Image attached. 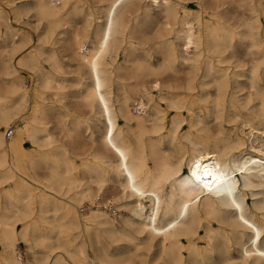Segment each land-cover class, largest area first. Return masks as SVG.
Listing matches in <instances>:
<instances>
[{
  "label": "bare ground",
  "instance_id": "1",
  "mask_svg": "<svg viewBox=\"0 0 264 264\" xmlns=\"http://www.w3.org/2000/svg\"><path fill=\"white\" fill-rule=\"evenodd\" d=\"M105 1L103 20L94 25L91 12H84L83 4L71 0H31L12 8L15 18L33 11L45 27L38 35L45 42L53 35H57L56 42L61 41L65 31L82 20L83 29H73L71 39L77 68L87 74V80H77L78 98L102 130L97 135L99 151L88 154L94 165L82 163L87 168L83 177L75 180L71 174L74 161L52 153L42 158L48 171L41 179L44 183L37 187L34 157L22 161V173L8 159L9 154L14 157L23 151L22 133L15 130L6 141L0 130V185L11 183L2 189L0 264H23L15 252L14 224L30 217L33 204L38 206V214L33 222L23 225L20 235H43L47 228L53 243L43 245L44 239H34L30 248L58 249L67 256L66 260L56 254L51 264H264V0H196L194 10L186 0H145L144 5V0ZM0 21L5 26L0 43V123L6 126L21 110L27 91L10 63L17 33L11 31L1 8ZM153 22L160 26L155 33L161 55L157 63L148 51L132 56L137 49L134 44L122 52L127 34H140L144 40ZM92 31L94 40L89 38ZM24 40L23 36L19 42ZM238 48L243 49L249 64L229 77L224 66L230 57L226 53L233 56ZM121 52L123 59L118 63ZM181 71L188 78L187 92L180 97L171 93V82L173 74ZM198 75L200 89L193 95ZM48 80L46 76L38 85L45 88ZM162 87L165 93H161ZM152 89L160 93L159 100L169 109L179 111L181 117L189 115L184 141L176 139L183 121L179 114L171 116L165 134L146 138L148 131L157 134L167 127L165 112L153 100ZM242 90L241 99L237 94ZM202 109L205 117L214 115L216 127L206 126L199 116ZM49 110L40 111L35 103L28 121H23V127H28L23 136L33 145L38 133L45 134L46 144L51 140L48 117L64 132H71L60 107ZM236 120L247 126L241 128H247L250 136L258 134L257 139L254 134L256 145L251 142L247 146L237 127H224ZM81 123L77 120L76 127ZM201 123L204 127H197ZM93 134L90 138L96 142ZM165 141L173 145L171 154L156 150ZM81 183L85 188L75 191L71 202L62 204L59 196ZM109 184L118 192L101 201L99 195ZM84 198L90 207L77 210L73 202ZM50 203L53 217L47 223L44 211ZM115 203L127 211L125 217L114 219L107 213H115ZM47 258L46 253L33 256L30 264H48Z\"/></svg>",
  "mask_w": 264,
  "mask_h": 264
},
{
  "label": "rangeland",
  "instance_id": "2",
  "mask_svg": "<svg viewBox=\"0 0 264 264\" xmlns=\"http://www.w3.org/2000/svg\"><path fill=\"white\" fill-rule=\"evenodd\" d=\"M29 2H31V0H25V1L24 0H22V1L21 0H14L15 4L13 3V5L12 4L8 5L6 3H3L2 0H0V8H1L8 24H10V26H11L10 27L11 31L14 30V32L17 33L15 35V37H17V39L14 40V42H15L14 50L11 49V51H10V56H11L10 57V63L12 64V66L14 65L13 67L15 68V70H17L16 75L20 77L21 83L23 84V86L26 88V91H27V95H26L27 100L22 105V108L19 111V113L16 116H14L13 118H11L8 121V124L6 126L0 123V130L5 133L4 137H5L6 141H9V139L14 136L15 130H19L22 133V140L21 141H22L23 151L14 155V157H16V159H14L12 154L11 155L9 154L8 159H9V162H13V164L16 166L17 171L19 173H22V170L25 166L23 164V162L28 158L34 157L38 163L36 166L37 176H34V182H35L34 187H37L38 185L44 183L43 180H41V179L46 176L47 171H48V169H46V167H45L47 165L44 164L42 158H43V156H49L52 153H57V154L62 153L66 157H68L70 160L75 162V163L74 162L72 163L73 169L71 170L72 177L75 180L80 178V177H83L85 175L84 171H85V169H87L82 164L83 161L85 160L90 165H94V162L91 160V157L88 156V154L92 153V152L94 153L96 150L99 151L100 144H99V136H97V135H100L102 127H101V124H99V122L97 123V121L95 120V116L93 115L92 112H90L89 108L87 106H84L81 103L80 99L78 98V95H79L78 91L80 88L77 85V80L79 77L87 80V76H86L87 74H86V71L84 69L79 70L77 68V63L75 62V60L73 59V56H72L73 50H74V45H73L71 39H72L73 29L76 28L79 31L83 29V24H81L82 20L81 19L78 20L75 28H73L69 31L68 30L65 31L66 36L63 37L61 39V41H59L61 44H59V42H56L57 35H53L52 39L47 41V42L40 41L39 36L42 32H44L45 27H44L43 23L37 22V19L34 16L33 11L30 10V11L23 12L19 18H15L13 13H12L13 6H19V5L21 6V5L27 4ZM79 2H80V4H83L84 12H87V13L91 12L90 18H92V25L103 20V17H102L103 12L105 10V6L107 5V2L105 0H71V3H77L78 4ZM186 2L188 3V7L190 9H192V10L196 9L195 8L196 0H186ZM145 3H146V1L144 0L142 2V5H144ZM57 6H60V5L58 4ZM236 12L239 13V11H236ZM23 16H25V17H23ZM0 22L2 23V24L0 23V43H1V40H3L5 38L2 34L5 30V26H4V23L2 21H0ZM4 22H6V21H4ZM150 26H151V29L149 28L150 34H148L146 36V38L144 39L145 41L142 40V38H140L141 37L140 34H134V35H132V37H129L127 34L126 42L124 43V45L122 47V52L125 49H129V47L132 44H134V46L137 45L136 46L137 49L134 51L132 56L142 54L143 50L146 52L148 51L147 53H149L150 59L153 62L155 61L157 63V61L160 60L161 55H160V48H159V44H158L159 40L155 39V33L159 31L160 26L158 24H156V22H153V24H150ZM23 36L26 38V41L24 40V42L21 43L19 41ZM89 36H90L89 37L90 40H94L93 31L89 34ZM69 37H70V39H69ZM19 43H21V45ZM35 47L37 50L35 49ZM152 48H153V50H152ZM154 50H155V52H154ZM122 52L119 54V56L117 58L118 63H121V61L123 59ZM157 52H158L159 56H158ZM48 53H49V55H48ZM52 55H53V57H51ZM45 56H47V57H45ZM226 56H228V57L230 56L228 58V60L226 61L227 63L226 62L224 63V66L227 65L226 67H227V73L229 74V77H231V75L234 71L240 70V69H245L248 67L249 63H247L248 60L245 57V54H244V51L242 48L236 49L233 56L230 55V52L228 51L226 53ZM242 56L244 57V59L241 58ZM44 59L45 60L48 59L49 61L48 60L45 61ZM240 60L244 61L243 65H242ZM245 61H246V63H245ZM238 62H240L241 64ZM234 66H235V68H234ZM46 76L49 77L48 81L50 82V84L45 88L40 87L38 85L40 80L43 82V80H45ZM173 76H174L173 78L175 80H172L174 82H171L173 87H174L171 90V93L173 92L174 94L180 95V97H181V96H183L184 93L187 92L186 89L184 88V86H185V82L187 81L188 76L186 75V73L184 71L173 74ZM182 78H183V80H182ZM63 80H65V81H63ZM241 80H242V82H245L244 78H241ZM200 81H201V79H200L199 75L194 78V90L191 91V93L193 92L192 93L193 95L196 94L198 92V90L200 89V87H199ZM74 84H76L77 86ZM75 90H77V91L75 92ZM166 91L167 90L165 87L161 88V93H165ZM72 92H74V93H72ZM178 92H179V94H178ZM113 93H114V95H117V91L115 89H114ZM244 93H245V90H242V91L238 92L237 95H239L240 98L242 99V97L244 96L243 95ZM159 94L160 93L158 91H156L155 89L151 90V95L153 97V100L155 102H157L165 112L164 122H165V125L167 127H162V130L157 134H151L148 131L146 133V138L165 134L166 130L169 128L168 125H169V120H170L171 116L179 114V111L169 109L167 107V105H165V103H162V101H160L158 98ZM137 101H140V100H137ZM197 101L198 100H196L195 102H197ZM142 102L145 103L146 105L148 103L147 99L144 96H143ZM35 103L38 105V108L40 111H43L44 109L49 110L51 107L59 106L61 112L64 113V119L66 120V125L68 126L69 129H71L70 134L64 132L63 129L61 127H59V124L57 125V123L54 121L53 117L52 118L48 117L46 119L48 121V124L46 126H47L48 131L50 133H52L51 134V140L49 141L50 144L45 143L46 139H45L44 133H41L43 135H41L40 133H38L36 135V139H37L36 145L31 144L30 141L27 140L25 136H23L26 128H28V127H23V121H25V120L28 121L30 111H31V107L33 105H35ZM198 104L202 105V106L204 105L200 101H198ZM131 105L132 104H130V107H131ZM197 106L198 105L195 104V110H196ZM131 110H133V108ZM50 111L51 110H49L48 113H51ZM203 111H204V113H203ZM182 115L183 116L181 117L179 114V117L182 118L183 121L180 123V125L176 131V139L180 140V141H184L185 133L187 132V130H189V128H188L189 115L185 114V113H183ZM199 116L201 118H203V121L205 122L206 126H208L210 128L216 127V120H215L214 115L212 113H209L208 117H205V110L202 109V111H200ZM212 118H213V120H212ZM77 120L82 121V123L80 124L79 127H76V124H75V122ZM118 121L120 124H122V120L120 118L118 119ZM239 125H241L240 128L241 127H247V126L242 125L240 120L224 123V127H237L236 128L237 132L246 141L247 146H249L251 144V142L253 145H256L257 144L256 139L258 137V134L254 132L250 136L249 130H247V128H246V131H245V128L240 129ZM197 127H204V124L201 123ZM146 128H147V130H149L150 127H146ZM9 130H12V133H11L10 137H7L6 133ZM91 133L92 134L94 133L93 134L94 136L96 135V142L98 141L97 144L94 140H92V138H90ZM246 134H247V136H246ZM254 134H255L256 139L254 138ZM133 136H134V132L131 134V137H133ZM251 138H252V140H251ZM44 144H46V145L43 146ZM172 149H173V145L171 143H168L167 141L163 142L160 146L156 147L157 151L161 150V152H164L165 150H167L169 152V154L172 153ZM72 151L74 152V154ZM245 156H247V155H245ZM100 166H103V165L100 164ZM107 170L110 171V168H107ZM30 176H33V175L31 174ZM9 186H11V183L6 184V185H0V189H1L0 190V207L1 208H2V205L4 203L3 196H2V189H3V187H9ZM84 188H85V186L81 183V186H78V188H76V189H72L70 192H68L64 196H59V199L61 198L62 204H67V203L71 202V197L73 196L75 191L81 192ZM117 192L118 191L116 190V186L109 184L103 188L102 193L99 195V199L101 201L104 200L105 198L109 199L111 196L117 194ZM100 200L97 201L96 203L99 204L101 202ZM73 203L76 205L77 210H79V208L86 210V208L90 207V201L88 199H85V198L82 199L80 201V203H77V202H73ZM115 204H113V209L115 210V213H112V212L111 213L107 212V213L114 219L117 218L118 216H121L122 218L125 217V215L127 214V211L124 210L123 208H121L120 206H118L120 203L119 204L115 203ZM36 206H37L36 204L32 205V207H33L32 213L30 214L29 218H27L23 221H15L14 226H15V229L17 232L16 237H15L16 241H15V245H14V247L16 249L15 252L17 253V255L22 257L23 264H30V261L32 260L33 256H40V254H42V253H46V255L48 256V258H47L48 264L52 263L54 256L56 254H61V256L67 260V256L60 253L61 251L58 249H55L53 251L51 250L52 252H50V251H48L47 248L41 247L39 245L35 246L34 248H30V242L33 241L34 239L38 240V241L40 239H44L43 245L51 244V242L53 240L51 238L52 234L48 231L47 228H46L45 232H42L43 235L38 234V233H31V232L27 233V235L25 237H22L20 235V231L22 230L23 225L33 222L34 219L36 218V215L38 214V206H37V208H36ZM52 210H53V206L50 203L46 207V210L44 211L45 215L48 217L47 223L52 222V217H53V211ZM62 210L63 209L59 210V214H61ZM79 212H80V214L81 213L83 214V211H81V209ZM45 226L47 227V225H45ZM40 236H45V238H40ZM120 244H122V242ZM214 256L216 257V254H214ZM84 264H90V262L86 261ZM102 264H108V263L103 262Z\"/></svg>",
  "mask_w": 264,
  "mask_h": 264
},
{
  "label": "built area",
  "instance_id": "3",
  "mask_svg": "<svg viewBox=\"0 0 264 264\" xmlns=\"http://www.w3.org/2000/svg\"><path fill=\"white\" fill-rule=\"evenodd\" d=\"M11 133H12V130L7 131L6 133L7 137H10Z\"/></svg>",
  "mask_w": 264,
  "mask_h": 264
}]
</instances>
